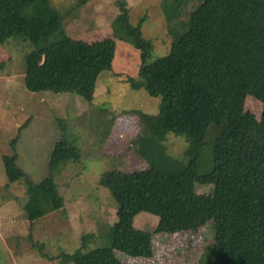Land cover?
<instances>
[{
    "label": "trees",
    "instance_id": "obj_1",
    "mask_svg": "<svg viewBox=\"0 0 264 264\" xmlns=\"http://www.w3.org/2000/svg\"><path fill=\"white\" fill-rule=\"evenodd\" d=\"M44 1L0 0V47L12 37L27 36L36 47L25 57L27 88L69 93L89 103L98 81L112 71L113 57L78 40L43 47L61 25L59 13L53 9L36 23H27L21 15ZM200 1L187 27L174 31L167 56L152 62L154 45L143 38L144 19L133 24L128 3L118 2L117 21L128 27L131 42L140 51L139 79L129 81L136 90L160 99L155 114L134 111L154 133L142 141L141 157L148 169L111 171L101 177V185L118 203V221L106 234L83 235L74 252L54 257L60 264H127L117 252L149 259L156 235L206 227L214 241L203 252V264H264V0ZM249 95L263 104L261 120L250 112L226 120L225 111ZM224 119L226 128L212 146L211 172L202 173L207 128ZM57 122L64 128L63 119ZM29 125L30 120L19 128V135ZM169 134L187 139L182 162L166 154ZM19 141L11 143L13 155L3 158L4 169L9 183H24L33 222L47 209L64 208L53 173L63 163L79 161L81 153L63 132L50 157L49 176L36 183L19 165ZM208 184L213 185L212 193L199 192ZM140 213L157 216L158 227L137 230ZM103 238H109L110 245L100 246ZM28 240L37 246L32 235Z\"/></svg>",
    "mask_w": 264,
    "mask_h": 264
},
{
    "label": "rangeland",
    "instance_id": "obj_2",
    "mask_svg": "<svg viewBox=\"0 0 264 264\" xmlns=\"http://www.w3.org/2000/svg\"><path fill=\"white\" fill-rule=\"evenodd\" d=\"M119 1L45 0L22 11L27 23L43 21L53 9L59 13L61 25L43 47L78 40L113 57L112 71L98 81L89 103L69 93L27 88L25 57L36 48L27 36L12 37L0 47V264H60L54 257L74 252L83 235L106 234L118 221V203L111 190L101 185V177L111 171L148 169L141 157L142 141L154 133L134 111L155 114L160 99L144 89L136 90L129 81L139 79L140 51L131 42L128 27L117 21ZM124 1L133 24L144 19L143 38L154 45L150 62L167 56L174 31L184 30L190 15L201 6L200 0ZM246 112L261 120L262 102L249 95L241 105L227 109L225 119ZM58 119L64 120V128ZM225 119L221 125L207 128L202 173L211 172L213 142L225 130ZM28 120L30 125L19 135V128ZM63 132L81 153L79 161L63 163L53 173L64 208L47 209L43 217L30 222L33 208L26 187L22 181L9 183L3 158L13 155L11 143L20 139L19 165L38 183L49 176L50 157ZM165 148L170 160L182 162L188 142L169 134ZM212 191L211 184L199 189L206 194ZM158 223L157 216L140 213L135 228L154 231ZM30 235L37 246L28 240ZM101 241L100 246L110 245L109 238ZM213 241L212 230L206 227L198 232L156 235L154 256L149 259L116 255L127 264H203V252Z\"/></svg>",
    "mask_w": 264,
    "mask_h": 264
}]
</instances>
